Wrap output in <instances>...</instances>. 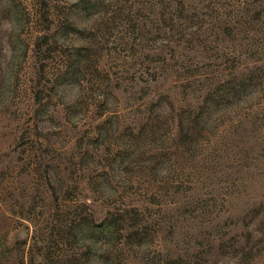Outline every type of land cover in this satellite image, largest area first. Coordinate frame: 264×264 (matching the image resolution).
<instances>
[{
    "label": "rangeland",
    "instance_id": "1",
    "mask_svg": "<svg viewBox=\"0 0 264 264\" xmlns=\"http://www.w3.org/2000/svg\"><path fill=\"white\" fill-rule=\"evenodd\" d=\"M0 264H264V0H0Z\"/></svg>",
    "mask_w": 264,
    "mask_h": 264
}]
</instances>
